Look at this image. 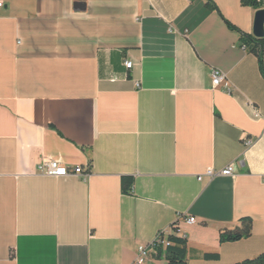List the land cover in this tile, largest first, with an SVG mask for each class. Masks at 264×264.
I'll use <instances>...</instances> for the list:
<instances>
[{"label":"crops","instance_id":"obj_1","mask_svg":"<svg viewBox=\"0 0 264 264\" xmlns=\"http://www.w3.org/2000/svg\"><path fill=\"white\" fill-rule=\"evenodd\" d=\"M0 2V264H168L173 228L190 264L264 253V76L242 44L264 0Z\"/></svg>","mask_w":264,"mask_h":264},{"label":"trees","instance_id":"obj_2","mask_svg":"<svg viewBox=\"0 0 264 264\" xmlns=\"http://www.w3.org/2000/svg\"><path fill=\"white\" fill-rule=\"evenodd\" d=\"M244 6L260 9L259 0H242ZM243 46L249 52L255 54L258 58L259 67L264 76V38H256L255 36L243 34ZM134 185L132 177L123 178V190L130 193ZM242 227L235 231L225 232L221 235V243H235L252 235V222L250 220H242ZM160 242L155 244L158 257H164L168 264H190L187 260V241L178 235V229L173 228L171 234H160ZM167 243L169 245H167ZM242 264H264V253L259 257L247 260Z\"/></svg>","mask_w":264,"mask_h":264},{"label":"built area","instance_id":"obj_3","mask_svg":"<svg viewBox=\"0 0 264 264\" xmlns=\"http://www.w3.org/2000/svg\"><path fill=\"white\" fill-rule=\"evenodd\" d=\"M3 7V3L0 2V8ZM125 67L127 70H131L133 68V63L130 61L125 62ZM225 81V76L222 74H219L218 72L214 73L213 76V84L214 87L220 86ZM228 87V86H226ZM38 171L40 175L47 176V177H53V178H64L69 176H81L84 179H87L90 175L89 173H85L83 171V168L77 167V168H69L67 165L63 164L62 162L55 161V160H48L44 159L38 166ZM234 174V168L233 166H229L222 172L218 173L215 172V170L209 169L206 172V176L213 178L218 175L222 176H231ZM199 180H202V177H199ZM189 224H195L196 219L195 218H189L187 220ZM182 238H185L182 236ZM160 236H158L157 240L153 243V247L156 243H159ZM167 245H169L167 243ZM149 256V250L147 248H141L139 252V257L137 259V263L144 264Z\"/></svg>","mask_w":264,"mask_h":264},{"label":"water","instance_id":"obj_4","mask_svg":"<svg viewBox=\"0 0 264 264\" xmlns=\"http://www.w3.org/2000/svg\"><path fill=\"white\" fill-rule=\"evenodd\" d=\"M254 36L264 38V10H259L256 14Z\"/></svg>","mask_w":264,"mask_h":264},{"label":"bare ground","instance_id":"obj_5","mask_svg":"<svg viewBox=\"0 0 264 264\" xmlns=\"http://www.w3.org/2000/svg\"><path fill=\"white\" fill-rule=\"evenodd\" d=\"M138 264H140V263H138Z\"/></svg>","mask_w":264,"mask_h":264}]
</instances>
